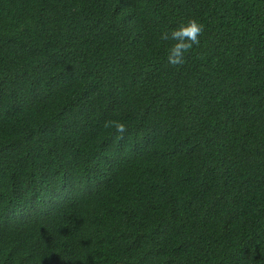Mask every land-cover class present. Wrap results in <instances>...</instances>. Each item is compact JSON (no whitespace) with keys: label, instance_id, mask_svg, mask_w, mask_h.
I'll list each match as a JSON object with an SVG mask.
<instances>
[{"label":"trees","instance_id":"obj_1","mask_svg":"<svg viewBox=\"0 0 264 264\" xmlns=\"http://www.w3.org/2000/svg\"><path fill=\"white\" fill-rule=\"evenodd\" d=\"M0 264H264V0H0Z\"/></svg>","mask_w":264,"mask_h":264},{"label":"clouds","instance_id":"obj_2","mask_svg":"<svg viewBox=\"0 0 264 264\" xmlns=\"http://www.w3.org/2000/svg\"><path fill=\"white\" fill-rule=\"evenodd\" d=\"M204 32V25L195 18H190L182 22L171 31H164L160 34V40L172 42L167 48V60L172 66H182L185 64V54L194 46L200 43V37ZM116 131L124 133L126 126L123 123H115ZM122 138V136L120 137Z\"/></svg>","mask_w":264,"mask_h":264}]
</instances>
